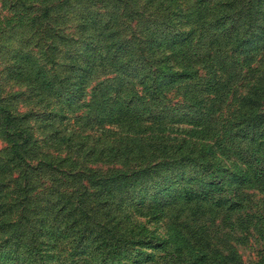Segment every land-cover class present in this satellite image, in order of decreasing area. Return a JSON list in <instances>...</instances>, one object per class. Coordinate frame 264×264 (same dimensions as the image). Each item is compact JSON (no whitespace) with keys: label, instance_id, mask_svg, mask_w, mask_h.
I'll return each mask as SVG.
<instances>
[{"label":"rangeland","instance_id":"rangeland-1","mask_svg":"<svg viewBox=\"0 0 264 264\" xmlns=\"http://www.w3.org/2000/svg\"><path fill=\"white\" fill-rule=\"evenodd\" d=\"M0 264H264V0H0Z\"/></svg>","mask_w":264,"mask_h":264},{"label":"trees","instance_id":"trees-1","mask_svg":"<svg viewBox=\"0 0 264 264\" xmlns=\"http://www.w3.org/2000/svg\"><path fill=\"white\" fill-rule=\"evenodd\" d=\"M213 168L214 173L211 175L198 176L197 174H191L189 175V177H187L185 185V196L188 199L199 196L201 198L210 200V198H212L210 196L211 192H216L219 189L221 190L223 188V185L221 184L222 182H220V178L215 171V167L207 163L205 164V166H203V169L213 170ZM172 178V176H168V179L171 180ZM162 185H166V183H162ZM164 188H167V186H164Z\"/></svg>","mask_w":264,"mask_h":264}]
</instances>
